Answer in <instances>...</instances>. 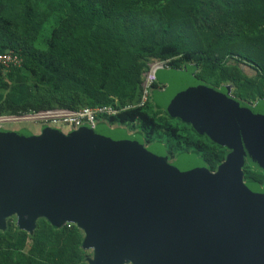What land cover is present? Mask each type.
Masks as SVG:
<instances>
[{
    "label": "water",
    "instance_id": "obj_1",
    "mask_svg": "<svg viewBox=\"0 0 264 264\" xmlns=\"http://www.w3.org/2000/svg\"><path fill=\"white\" fill-rule=\"evenodd\" d=\"M196 69L158 70L152 99L228 148L214 170L102 122L0 129V229L8 216L27 231L40 216L73 222L90 264H264V185L242 170L246 161L264 172V98L243 101Z\"/></svg>",
    "mask_w": 264,
    "mask_h": 264
},
{
    "label": "trees",
    "instance_id": "obj_2",
    "mask_svg": "<svg viewBox=\"0 0 264 264\" xmlns=\"http://www.w3.org/2000/svg\"><path fill=\"white\" fill-rule=\"evenodd\" d=\"M10 50L21 62L0 66V114L126 105L101 120L145 144L161 142L167 159L193 152L214 170L228 148L168 115L151 95L139 104L141 72L153 58H169L174 68L195 63L205 82L229 84L249 103L264 98V0H0V53ZM242 170L244 180L264 185L261 169L245 161ZM82 239L73 222L54 226L40 216L27 231L8 216L0 264H90Z\"/></svg>",
    "mask_w": 264,
    "mask_h": 264
},
{
    "label": "built area",
    "instance_id": "obj_3",
    "mask_svg": "<svg viewBox=\"0 0 264 264\" xmlns=\"http://www.w3.org/2000/svg\"><path fill=\"white\" fill-rule=\"evenodd\" d=\"M21 58L13 51L0 53V66L7 69L10 66L18 65ZM171 68L170 59L153 58L149 60L141 72L140 97L138 103H144L154 89L156 73L160 69ZM163 88V87H160ZM113 104H101L94 106H81L76 109L66 107H51L38 110H25L16 113L0 114V129L11 124L34 123L58 128L76 129L83 124L94 126L103 116L115 114L118 110L125 108Z\"/></svg>",
    "mask_w": 264,
    "mask_h": 264
},
{
    "label": "rangeland",
    "instance_id": "obj_4",
    "mask_svg": "<svg viewBox=\"0 0 264 264\" xmlns=\"http://www.w3.org/2000/svg\"><path fill=\"white\" fill-rule=\"evenodd\" d=\"M49 31V27L48 26H46L45 27V30H44V32H48ZM242 67L244 68V70H246L247 72H249V73H251V69L249 68V67H247V66H244V65H242ZM159 89H161V88H159ZM154 91V89L152 90V92ZM152 92H151V97H152ZM99 121H102V120H99ZM102 123H104L103 121H102ZM13 125L14 124H11V125H8L7 127H9V126H12V130H19V129H27V130H29L30 132H32V133H37L38 131V128H41V126L42 125H38V124H34V123H23V124H16L14 127H13ZM109 127H111V128H124V127H122V126H114V125H109ZM17 128V129H16ZM125 130H126V132L127 133H129V134H131V133H133V131L132 130H128V129H126V128H124ZM87 250H88V252L89 253H91L90 254V258H92V249L91 248H86ZM126 264H131L130 262H128V263H126Z\"/></svg>",
    "mask_w": 264,
    "mask_h": 264
},
{
    "label": "crops",
    "instance_id": "obj_5",
    "mask_svg": "<svg viewBox=\"0 0 264 264\" xmlns=\"http://www.w3.org/2000/svg\"><path fill=\"white\" fill-rule=\"evenodd\" d=\"M97 123H98V122H97ZM14 126H15V124L13 125V127H14ZM42 126H43V125H42ZM46 126H47V125H46ZM50 127H52V126H50ZM11 128H12V126H9V127L6 126L5 128H2V129L12 130ZM56 128H58V127H56ZM16 129H17V128H16ZM23 129H24V128H23ZM59 129H60L61 131H63V132H66V131L70 130V129H66V128H62V129L59 128ZM39 130H40V128H38L37 131L39 132ZM38 132H37V133H38Z\"/></svg>",
    "mask_w": 264,
    "mask_h": 264
}]
</instances>
